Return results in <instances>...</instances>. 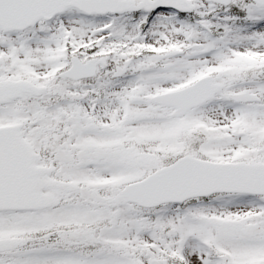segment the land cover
Wrapping results in <instances>:
<instances>
[{
	"label": "snow or ice",
	"instance_id": "obj_1",
	"mask_svg": "<svg viewBox=\"0 0 264 264\" xmlns=\"http://www.w3.org/2000/svg\"><path fill=\"white\" fill-rule=\"evenodd\" d=\"M0 264H264V0H0Z\"/></svg>",
	"mask_w": 264,
	"mask_h": 264
}]
</instances>
